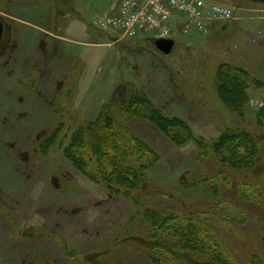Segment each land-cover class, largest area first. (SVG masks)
<instances>
[{"label": "rangeland", "instance_id": "374dc122", "mask_svg": "<svg viewBox=\"0 0 264 264\" xmlns=\"http://www.w3.org/2000/svg\"><path fill=\"white\" fill-rule=\"evenodd\" d=\"M120 1L0 0V264H264V0L177 13L171 54L109 25ZM154 109L186 123L179 142ZM97 121L133 146L121 173L70 145ZM242 132L258 146L235 164L219 141Z\"/></svg>", "mask_w": 264, "mask_h": 264}, {"label": "trees", "instance_id": "16d2710c", "mask_svg": "<svg viewBox=\"0 0 264 264\" xmlns=\"http://www.w3.org/2000/svg\"><path fill=\"white\" fill-rule=\"evenodd\" d=\"M217 76H218L217 82H218L219 90L221 89L224 90L225 86L227 88V90L225 91L226 92L225 95L227 96L228 99H226V101H229L230 105H233V106L238 105L239 102L241 101L240 97L242 96V85H243L242 83L243 80H241L239 77L240 76L239 70H235V73H233L232 75L228 73L226 74L224 71L221 70ZM227 84H230L231 88H228ZM133 100L135 101L136 99L133 98ZM142 100L146 101L147 103H150V100L145 96L144 97L142 96ZM231 101L232 103H230ZM147 103L146 105H148ZM140 109L141 108L138 107V110ZM102 118H99L98 120L100 121L101 119V122H103ZM151 119L154 120L157 126L161 128L166 134L168 135L170 134L171 135L170 137L174 141L179 142V139L177 137H180V136L178 135H181L183 132L186 131L185 129L186 123L183 120L177 117H173V118L167 117L162 112L156 109H154V114ZM101 122L99 124L97 121L94 124H90V125L86 124L78 128L77 134L74 136L73 141L70 143V145L76 146L77 149H80L83 152H86V150L88 149L87 152L89 151L93 152L94 156L97 154L102 155L108 161L106 163L107 167H109L110 162L115 159L114 161L117 162L115 166H111L112 169H108V172L105 171L104 173L106 175L108 173L110 175H113L115 173L120 172V169L122 167L121 157L122 155H124L125 150H127L128 148H126V146L122 144L121 139L119 138L117 133L111 131V129L108 126H106V124H103ZM179 123L181 126L180 125L178 126ZM224 140H232V141H229L228 143L224 145L222 143ZM135 141L138 142L140 146H142L140 149L146 150L148 154L150 155L151 153H153V150H151L150 147L148 148L145 145H143L141 143V140L140 142L137 140ZM222 144H223L222 147H226L227 150L231 151L232 153L231 162L233 163L236 162L235 164L242 163L245 160L244 155L247 153L248 155L250 156L252 155L253 157L257 150V146H258L257 140L253 138L252 136H250L249 133H246V132L239 133L238 135H229V136L225 135L219 141V145H222ZM129 147L130 149L128 150H133L132 145H130ZM110 153H112V155ZM139 153H142V152H139ZM86 154H83L81 152V155H83L86 158H89L90 154L88 155ZM118 159H121V160H118ZM74 163L76 165L85 164L86 167H88L86 160L81 159V158L74 159ZM101 167H105V165L103 166V164L101 165L98 163V169ZM121 178L123 179L124 182H129L127 175L122 174ZM127 189H130V188L127 187Z\"/></svg>", "mask_w": 264, "mask_h": 264}, {"label": "built area", "instance_id": "2783aa9c", "mask_svg": "<svg viewBox=\"0 0 264 264\" xmlns=\"http://www.w3.org/2000/svg\"><path fill=\"white\" fill-rule=\"evenodd\" d=\"M177 13L200 19L204 15L229 17L231 12L226 6L207 4L204 0H121L110 14L109 25L129 37L148 29L159 31L162 28L161 32H157L159 38H170L163 23L171 20ZM194 22L199 28L203 27V22Z\"/></svg>", "mask_w": 264, "mask_h": 264}, {"label": "water", "instance_id": "95a60500", "mask_svg": "<svg viewBox=\"0 0 264 264\" xmlns=\"http://www.w3.org/2000/svg\"><path fill=\"white\" fill-rule=\"evenodd\" d=\"M3 34V24L0 22V40ZM156 47L161 52L168 54L171 53L175 46V40L172 37H161L158 38L156 43Z\"/></svg>", "mask_w": 264, "mask_h": 264}, {"label": "crops", "instance_id": "0c3cea01", "mask_svg": "<svg viewBox=\"0 0 264 264\" xmlns=\"http://www.w3.org/2000/svg\"><path fill=\"white\" fill-rule=\"evenodd\" d=\"M176 27L178 28V32H183V28L181 27V24L179 23L178 25H176ZM171 37L173 38V35H171ZM135 39H131V40H138V41H140L141 42V40H145V41H149V42H151L152 43V45H153V47L155 48V49H157V47H156V45H155V43H156V41H157V39L159 38V36H158V34H155V35H149V36H146V35H143V34H139V35H137L136 37H134ZM144 38H146V39H144ZM174 39V38H173ZM176 45H177V43H176V41H175V46H174V49L176 48ZM173 49V50H174ZM158 50V49H157ZM159 51V50H158ZM173 52V51H172ZM171 52V53H172ZM171 53H168V54H171ZM142 91V90H141ZM143 92V91H142ZM143 93H146L147 94V96L149 97V98H151V96L148 94V92H143Z\"/></svg>", "mask_w": 264, "mask_h": 264}, {"label": "flooded vegetation", "instance_id": "af4514ba", "mask_svg": "<svg viewBox=\"0 0 264 264\" xmlns=\"http://www.w3.org/2000/svg\"><path fill=\"white\" fill-rule=\"evenodd\" d=\"M0 22H1V21H0ZM3 34H4V27H3ZM3 34H2V37H1V40H0V43L2 42Z\"/></svg>", "mask_w": 264, "mask_h": 264}]
</instances>
